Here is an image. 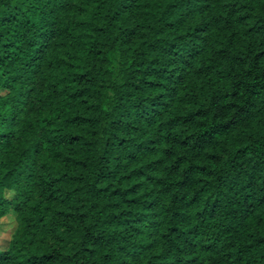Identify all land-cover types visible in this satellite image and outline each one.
I'll return each instance as SVG.
<instances>
[{
    "label": "trees",
    "instance_id": "16d2710c",
    "mask_svg": "<svg viewBox=\"0 0 264 264\" xmlns=\"http://www.w3.org/2000/svg\"><path fill=\"white\" fill-rule=\"evenodd\" d=\"M0 264H264V0H0Z\"/></svg>",
    "mask_w": 264,
    "mask_h": 264
},
{
    "label": "rangeland",
    "instance_id": "374dc122",
    "mask_svg": "<svg viewBox=\"0 0 264 264\" xmlns=\"http://www.w3.org/2000/svg\"><path fill=\"white\" fill-rule=\"evenodd\" d=\"M14 227L15 219L13 212H9L6 216L0 218V248L6 247Z\"/></svg>",
    "mask_w": 264,
    "mask_h": 264
}]
</instances>
